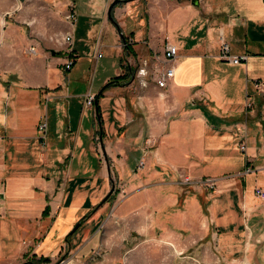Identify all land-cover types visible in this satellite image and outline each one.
Returning <instances> with one entry per match:
<instances>
[{
  "label": "crops",
  "instance_id": "crops-1",
  "mask_svg": "<svg viewBox=\"0 0 264 264\" xmlns=\"http://www.w3.org/2000/svg\"><path fill=\"white\" fill-rule=\"evenodd\" d=\"M54 1L57 46L12 22L0 47V264L84 255L112 217L204 245L210 264H264V0H118L114 20L115 0ZM221 36L246 60H221ZM167 41L160 88L137 69Z\"/></svg>",
  "mask_w": 264,
  "mask_h": 264
},
{
  "label": "rangeland",
  "instance_id": "rangeland-1",
  "mask_svg": "<svg viewBox=\"0 0 264 264\" xmlns=\"http://www.w3.org/2000/svg\"><path fill=\"white\" fill-rule=\"evenodd\" d=\"M54 2L0 0V47L12 22L21 31L18 34L41 39L46 37L51 45L57 46L59 16L52 14L56 12ZM189 243L195 245L186 237L170 236L158 225L153 230L139 232L125 228L112 217L110 224L102 225L97 244L86 254L71 257V252H65L50 262L38 259L34 264H210L207 252L202 258L204 245L193 247Z\"/></svg>",
  "mask_w": 264,
  "mask_h": 264
},
{
  "label": "built area",
  "instance_id": "built-area-1",
  "mask_svg": "<svg viewBox=\"0 0 264 264\" xmlns=\"http://www.w3.org/2000/svg\"><path fill=\"white\" fill-rule=\"evenodd\" d=\"M66 20L70 21L74 24L76 21V12H75V6L72 4L70 5V11L66 14ZM64 41L68 45V51L70 52V56L65 63V69L69 70L75 63V55L72 53L73 48V35L72 31H68L64 36ZM30 54H36V47L31 46L27 50ZM179 49L176 44L171 43L169 41L166 42L165 50H164V60L163 63H156L153 65L152 69L148 71L145 67H140L137 69V75L139 78H142V76H146L149 78V81H153L158 87L165 88L169 81L173 79L175 76V66L174 62L176 61V58L178 56ZM102 54H99L101 56ZM218 57L221 60L228 61L231 63H240L244 60H246V55H235L231 52V46L229 42L223 37H220V49ZM147 83V82H145ZM258 88L264 87V84L257 83ZM95 101L94 95H88L86 99V105L87 106H93ZM47 128L48 124L47 121H42L39 125V132H40V139L42 141L46 138L47 135ZM240 150L242 152L246 151V144L244 142H241L240 144ZM145 165V161L141 160L139 164V168H143ZM180 178L182 180L183 184H194L198 187L205 186L213 189L215 184V179L212 178H202L198 180H193L189 177L180 175ZM255 193L261 198L264 199V189L262 188H256Z\"/></svg>",
  "mask_w": 264,
  "mask_h": 264
},
{
  "label": "water",
  "instance_id": "water-1",
  "mask_svg": "<svg viewBox=\"0 0 264 264\" xmlns=\"http://www.w3.org/2000/svg\"><path fill=\"white\" fill-rule=\"evenodd\" d=\"M118 2V0H115L114 2H113V4L111 5V7H110V9H109V18L111 19V20H114L113 19V17H112V8H113V6L116 4ZM95 104H96V112H98V100H96L95 101ZM101 145H102V149H103V152H104V154H105V147H104V145H103V142H102V137H101ZM114 186L112 187V189L110 190V192L108 193V195H107V197H105V199H104V201L103 202H105L111 195H112V193L114 192ZM78 226H79V224H77L75 227H74V229H73V231L72 232H74L77 228H78Z\"/></svg>",
  "mask_w": 264,
  "mask_h": 264
},
{
  "label": "trees",
  "instance_id": "trees-1",
  "mask_svg": "<svg viewBox=\"0 0 264 264\" xmlns=\"http://www.w3.org/2000/svg\"><path fill=\"white\" fill-rule=\"evenodd\" d=\"M41 261H45V262H50L48 259H39ZM38 261V260H37ZM36 261L33 262V264L35 263Z\"/></svg>",
  "mask_w": 264,
  "mask_h": 264
}]
</instances>
